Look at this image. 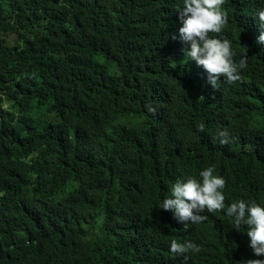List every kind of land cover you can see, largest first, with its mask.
Instances as JSON below:
<instances>
[{
    "label": "trees",
    "instance_id": "16d2710c",
    "mask_svg": "<svg viewBox=\"0 0 264 264\" xmlns=\"http://www.w3.org/2000/svg\"><path fill=\"white\" fill-rule=\"evenodd\" d=\"M260 6L224 0L212 35L248 60L213 88L179 39L182 0H0V264L264 259L225 209L185 227L158 208L209 165L226 205H264Z\"/></svg>",
    "mask_w": 264,
    "mask_h": 264
},
{
    "label": "clouds",
    "instance_id": "9594fccd",
    "mask_svg": "<svg viewBox=\"0 0 264 264\" xmlns=\"http://www.w3.org/2000/svg\"><path fill=\"white\" fill-rule=\"evenodd\" d=\"M259 2L261 6L255 15L264 29V0ZM223 4L224 0H182L180 9L181 26L178 32L179 39L187 45L185 56L203 68L213 88L218 87L221 78L227 83L240 80L241 71L246 69L248 60L245 55L239 61L234 60L236 53L232 41L212 35L220 33L228 24ZM257 42L264 44V30L257 37ZM146 107L154 111L150 106ZM199 128L203 131L204 125L200 124ZM225 185V178L215 174V167L209 165L199 171L198 177L176 179L158 208L171 211L185 227L189 223L198 224L206 220L207 216L202 215L205 211L225 209L235 229L241 230L247 226L246 234L253 254L256 257L264 256V205L250 199H237L226 205ZM199 251L200 245L193 241L181 243L172 239L169 242V252L174 255ZM241 264H264V259H248Z\"/></svg>",
    "mask_w": 264,
    "mask_h": 264
}]
</instances>
